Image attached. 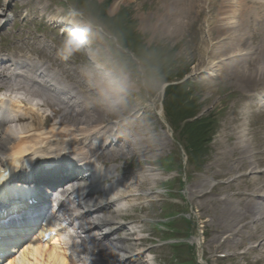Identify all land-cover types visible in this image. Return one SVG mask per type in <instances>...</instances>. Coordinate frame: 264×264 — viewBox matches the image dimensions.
I'll list each match as a JSON object with an SVG mask.
<instances>
[{"label": "rangeland", "instance_id": "1", "mask_svg": "<svg viewBox=\"0 0 264 264\" xmlns=\"http://www.w3.org/2000/svg\"><path fill=\"white\" fill-rule=\"evenodd\" d=\"M107 2L0 0V53L35 52L45 61L60 62L78 74L82 65L102 71L118 63L127 64L134 86L122 106L126 118L121 120L140 126L143 136L155 139L150 143L159 144L161 150L152 153L148 158L153 161L145 164L139 163L147 157L132 154L110 161V165L127 182L135 181L134 172L147 174L150 179L156 173L172 180L145 182L141 192L146 196L137 200L122 222L133 221L140 227L141 236L145 237L140 244L151 250L154 264H200V252L209 243L217 244L219 238L208 223L217 225L230 220L227 205L218 207L213 200L234 191H251L246 181V187L241 181L227 187L224 182L230 177L213 178L214 171L225 170L221 162L228 159L222 151L229 158L236 142L230 128L240 130L245 126L244 138L248 139L251 155L252 151H264V105L258 96H252L258 89L264 91V79H256L254 72L264 65V6H259V0ZM70 6L79 10L77 21L92 29L94 60L77 56L63 61L57 55L61 41L71 29L68 25L73 26L68 16ZM1 11L9 16L3 19ZM236 53L241 55L234 56ZM208 55H212L209 61L215 65L213 70L163 91L164 83L179 81L200 70ZM60 119L61 113L49 126ZM103 120L101 128L118 122L112 116ZM99 125L93 124L92 128ZM74 151L81 150L74 147ZM167 166L171 168L168 171ZM256 170V176H264V164ZM237 199L240 197L233 196L232 202ZM222 207L227 208L226 215ZM246 218L238 215L234 221L238 220L236 225L240 227ZM227 235V230L221 233L223 238ZM189 236L190 244H181ZM198 236L200 242L192 241ZM257 239L249 237L246 246L220 253L242 252L243 247L258 244ZM148 255L146 252L142 259ZM259 256L253 252L246 258H214L209 264H248Z\"/></svg>", "mask_w": 264, "mask_h": 264}, {"label": "bare ground", "instance_id": "2", "mask_svg": "<svg viewBox=\"0 0 264 264\" xmlns=\"http://www.w3.org/2000/svg\"><path fill=\"white\" fill-rule=\"evenodd\" d=\"M105 1L111 4V0ZM258 3H260L259 6H264L263 0H259ZM2 16L4 19V15ZM211 56H207L206 65L201 69L213 70L215 65L209 61ZM6 58L0 56V93L4 95L0 98L2 101H9V111L0 120V166L10 169V179L14 177L21 178L22 181L30 180L28 187L32 186L33 192H39V194L44 192L43 185L46 182L40 181L43 177L50 181H57L56 183L66 176L73 177V181L66 189L69 199H72L71 203L76 205L74 209L77 212L83 211L86 216L92 215V219L78 223L77 228L88 232L82 239L84 242L77 244L69 241L67 244L71 248L80 250L84 255L78 254V256L87 264H112L111 262L119 264L141 260L145 251L138 244L139 227L133 223L128 226L122 225L121 218L137 199L144 197L132 194V192L140 191L145 182L159 179V177L154 174L153 179H150L134 172L132 174H134L135 181L126 182L113 174V167L106 168V166L109 160L123 159L132 154L147 157L139 163L140 165L145 164L153 161L148 157L159 150L161 146L151 144L150 142L155 139L145 138L144 130L140 126L135 127V123L132 125L131 122L125 123L121 120V130L116 135L118 139H114L106 133L104 141L109 144L101 151L102 144L93 143L92 135L95 132L91 126L93 123L104 121L103 119L107 116L101 109L100 92L93 83L66 65L53 63L54 67L47 62L39 63L33 59H31V63H28L24 60L15 61L14 59L6 60ZM5 60L11 64H4ZM19 64L23 66L22 69H19ZM73 69L76 68L73 67ZM254 72L256 79H264V65H260ZM48 73H53L59 81L67 82L65 85L68 91L66 100L57 93L56 87L47 77ZM59 113H61V119L54 121V124L49 126L48 123L57 118ZM230 130H234L233 137L236 142L230 148L231 156L229 158L226 152L222 151L228 159L226 163L221 162V166L225 164V170L219 173L214 171L213 178L230 177L228 181L224 182L227 187L233 186L238 181H241L246 187V183H244L246 181L251 191H234L225 198L213 200L218 207L224 206L223 204L227 205L230 210V220L226 219L224 224L217 225L213 224V221L208 223V226L213 227L212 231L219 234V238L216 241L217 244L209 243V247L203 248L199 257L201 261L205 260L209 264L210 260L214 258L222 260L225 255L226 259H230V257L234 259L240 255L246 258L256 252L261 256L248 264H264V176L259 177L254 174L257 172L258 165L264 164V151H252L251 155L248 139L244 138L245 126H242L240 130L238 127L230 128ZM87 142L89 146H87ZM74 147L75 149L87 148V150L80 153L81 155L75 156L73 155ZM92 157H96L92 159L94 165L88 164L84 169L79 167L84 162L79 160ZM95 163H97L96 166ZM71 164L75 168L70 167ZM248 170L249 172H247ZM88 173L91 174L88 175ZM111 175L113 176L111 184L102 183V177ZM19 181L21 180H14L13 185L14 189L18 191L27 186L17 185L16 187L15 185ZM96 192L102 194L96 195ZM135 195L136 197L131 199L132 201L128 200L129 196L133 198ZM229 196L232 199L233 196H238L240 199L235 200L236 203H234ZM227 208L222 207L221 209L225 215L228 213ZM108 209L110 211L106 213L105 211ZM238 215L248 217L241 222L240 227L236 225L239 221H234ZM247 219H250V223H243ZM88 226L104 227L102 229L104 237L101 239L104 241L103 243L96 240L95 244L87 245L86 242H91L94 236L99 234L90 235L89 230L92 228L87 229ZM112 229L115 231L124 230V233L122 236L115 237L110 232ZM226 230L228 235L222 238L221 233ZM106 237L110 239V242L105 241ZM249 237L258 238L257 240L260 242L257 245L243 247L244 251L242 252L234 251L231 255L226 253L220 255V252L246 246ZM199 240L200 238H198ZM29 250H24V252L28 251L24 255L25 258L30 255L28 254ZM68 250V248H64L62 251H58L56 248L49 249L47 253L39 255L40 259L37 264H74L73 254ZM93 256L94 258H92ZM140 264L154 263L147 257Z\"/></svg>", "mask_w": 264, "mask_h": 264}, {"label": "clouds", "instance_id": "3", "mask_svg": "<svg viewBox=\"0 0 264 264\" xmlns=\"http://www.w3.org/2000/svg\"><path fill=\"white\" fill-rule=\"evenodd\" d=\"M79 10L70 6L68 16L73 27L61 41L57 55L63 61L77 56H85L90 60L96 58V50L92 47V29L87 24L77 21ZM81 74L93 83L100 92L101 109L105 116L125 119L123 105L131 88L134 86L132 73L126 63H118L113 68L95 71L90 65L81 66Z\"/></svg>", "mask_w": 264, "mask_h": 264}]
</instances>
